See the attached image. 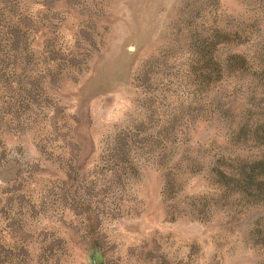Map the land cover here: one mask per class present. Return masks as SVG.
I'll return each instance as SVG.
<instances>
[{"label": "rangeland", "instance_id": "obj_1", "mask_svg": "<svg viewBox=\"0 0 264 264\" xmlns=\"http://www.w3.org/2000/svg\"><path fill=\"white\" fill-rule=\"evenodd\" d=\"M0 264H264V0H0Z\"/></svg>", "mask_w": 264, "mask_h": 264}]
</instances>
